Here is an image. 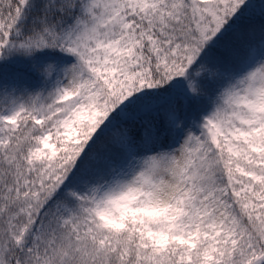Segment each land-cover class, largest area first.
Here are the masks:
<instances>
[{"label":"snow or ice","instance_id":"obj_1","mask_svg":"<svg viewBox=\"0 0 264 264\" xmlns=\"http://www.w3.org/2000/svg\"><path fill=\"white\" fill-rule=\"evenodd\" d=\"M0 264H264V0H0Z\"/></svg>","mask_w":264,"mask_h":264}]
</instances>
